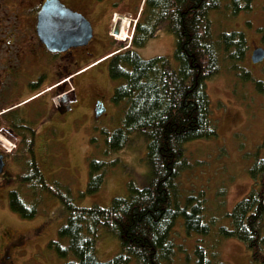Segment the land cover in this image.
I'll return each instance as SVG.
<instances>
[{
	"label": "trees",
	"instance_id": "1",
	"mask_svg": "<svg viewBox=\"0 0 264 264\" xmlns=\"http://www.w3.org/2000/svg\"><path fill=\"white\" fill-rule=\"evenodd\" d=\"M253 1L143 0L130 43L107 58L115 83L110 99L122 115L114 129L104 132L102 155L122 150L133 134L143 135L147 183L138 187L128 181L126 194L113 197L108 206H82L75 198L101 190L109 165L115 167L118 160L89 157L86 186L75 194L50 183L34 159L35 130L14 109L8 126L21 140L15 156L21 167L8 206L32 219L44 209L43 195L58 200L63 222L46 247L63 264H223L218 245L228 238L243 243L254 264H264V156L256 155L249 166V193L229 211L218 202L212 213L202 190L185 191L178 182L190 166L186 144L217 137L206 81L221 69L248 77L241 73L248 50L245 34L220 21L248 13ZM161 29L174 36L172 58L141 57L138 50ZM177 226L184 232L180 243L173 237ZM99 229L114 235L120 247L105 261L96 256Z\"/></svg>",
	"mask_w": 264,
	"mask_h": 264
},
{
	"label": "rangeland",
	"instance_id": "2",
	"mask_svg": "<svg viewBox=\"0 0 264 264\" xmlns=\"http://www.w3.org/2000/svg\"><path fill=\"white\" fill-rule=\"evenodd\" d=\"M63 1L91 23L93 36L90 43L74 49L72 56L62 59L53 57L43 46L35 50L25 47L15 49L13 56L19 58L14 60V81L23 84L29 80L32 84L39 75H42V79L33 89L14 90L11 98L14 104L31 97L41 98L38 105L35 103L38 99H35L33 103L23 104L18 109L28 126L35 127L36 160L48 182L69 187L75 194L86 186L89 157L118 160L115 167L109 165V173L101 190L82 199L75 198L76 204L82 206H108L113 197L126 194L128 181L133 180L138 187L147 183L148 168L143 159L146 140L143 135L133 134L122 150L102 155L104 132L114 129L122 115L111 102L115 83L108 75L107 61L102 60L113 51L128 46L142 0ZM114 13L117 17H128L130 22L128 38L122 41L112 35L119 24V21H112ZM218 17L213 14L215 22H219ZM15 18L13 24L20 25L22 17H18V20ZM220 23L227 29L236 28L244 32L248 50L241 73L247 72L248 77L221 69L206 81L211 115L217 121V137L188 142L186 151L190 166L178 176L179 185L185 191L202 190L211 212L218 202L224 204L225 211H229L249 193L252 180L248 168L256 155L264 156V59L257 63L251 60L254 49L264 48L261 41L264 35V0L253 1L248 13H239ZM30 40L34 42L35 39ZM174 48V36L161 29L138 51L143 58H172ZM36 54L38 59L35 58ZM24 57L29 59L25 60ZM69 74L71 78L64 79ZM29 87L27 84L26 88ZM62 92L66 93L65 96H60ZM65 97L67 102H71V108L64 114L56 113ZM41 101L44 102L46 115L44 118L40 116L42 120L39 122L38 116L32 115L42 108ZM98 101L104 104L105 111L95 116ZM33 106H37L36 111ZM4 109L5 106L0 108L1 112ZM92 136L96 138L94 145L90 143ZM0 140L1 151L9 152L2 145L5 141L13 150L15 139L1 129ZM10 173L8 179L0 181V255L2 247L14 242L18 247L10 250L11 264H63L64 260L46 247L48 241L56 238L58 227L63 222L58 200H48L49 197L43 195L44 209H40L32 219L21 218L8 206V192L14 188L16 172ZM183 235V230L177 226L173 233L176 243H180ZM119 249L117 238L99 229L96 245L98 259L108 260ZM218 253L223 264H254L246 246L233 238L222 239Z\"/></svg>",
	"mask_w": 264,
	"mask_h": 264
},
{
	"label": "flooded vegetation",
	"instance_id": "3",
	"mask_svg": "<svg viewBox=\"0 0 264 264\" xmlns=\"http://www.w3.org/2000/svg\"><path fill=\"white\" fill-rule=\"evenodd\" d=\"M49 0H0V108L5 106V109L1 112L0 110V129L9 134V136L15 139V147L10 153H6L0 150V155L3 156V168L0 174V181L8 179L7 176H11L10 172H19L20 164L16 161L15 156L17 154V144L21 142L20 138L17 136V133L13 131L9 125L12 122V112L14 109H18L19 106L29 103H33L35 99H38L39 96L33 97L32 100L25 99L16 104L13 103L14 99L11 98L14 90L20 91V89H33L36 84L42 79V75H39L35 82L32 84L29 83L31 81L26 80V83L20 84L17 80L14 81V60L19 57H14V50L17 48L25 47L31 48L32 50L41 49L40 46H43L46 50L43 43L39 40L38 35L36 33V22H37V14L40 11L41 7ZM65 6L71 8L69 5L64 3L63 0H59ZM72 10H75L71 8ZM16 17V18H15ZM18 17H22V23L20 25H15V20H18ZM25 38V39H24ZM35 39L32 42L30 39ZM22 39V40H21ZM29 39V40H27ZM81 47H70L64 52L51 53L53 57L58 58H66L68 56H72L73 50ZM39 54V53H38ZM39 56V55H38ZM38 59L37 54L35 56ZM23 59H29L28 57H24ZM34 63V62H33ZM19 71V70H17ZM16 71V72H17ZM29 84V88L27 87ZM31 84V85H30ZM16 91V92H18ZM64 93V92H62ZM66 94V93H65ZM38 99L35 103L39 102ZM101 102H97L96 105H99V109H102ZM39 110L36 111V107L33 106V110L36 112L33 113L32 117L38 116L39 122H41L40 116L45 117L46 113L44 110V106H42V101L40 103ZM61 108L56 110V113L60 112L61 114L66 113L71 108V102L66 101V97L64 102L62 103ZM45 114V115H44ZM7 115V116H6ZM44 122V121H43ZM44 124V123H43ZM33 128V127H32ZM35 145L37 141L36 132H34ZM1 141V140H0ZM8 142H4L5 148L10 149V144ZM8 146V147H7ZM29 156V155H28ZM34 159L37 165L40 168L38 161L36 160L35 155V147H34ZM18 245L14 242L6 244L5 247H2V254L0 255V264H11V255L10 250L15 249ZM7 252V253H6Z\"/></svg>",
	"mask_w": 264,
	"mask_h": 264
},
{
	"label": "water",
	"instance_id": "4",
	"mask_svg": "<svg viewBox=\"0 0 264 264\" xmlns=\"http://www.w3.org/2000/svg\"><path fill=\"white\" fill-rule=\"evenodd\" d=\"M37 35L50 52L66 51L70 47L86 45L92 38V27L81 14L65 7L59 0H49L40 9L36 23ZM114 33H118L115 28ZM264 58V50L252 51L253 63ZM102 110L96 112L101 114ZM3 156L0 155V174L3 168Z\"/></svg>",
	"mask_w": 264,
	"mask_h": 264
},
{
	"label": "bare ground",
	"instance_id": "5",
	"mask_svg": "<svg viewBox=\"0 0 264 264\" xmlns=\"http://www.w3.org/2000/svg\"><path fill=\"white\" fill-rule=\"evenodd\" d=\"M116 19H115V21H119L118 33L114 34V36H115L116 39L122 41V40H124L127 37V34H128L127 30H128V26H129V20H128V17H125V16L117 17V15H116ZM3 145H4V143H3ZM7 150H8V148H7Z\"/></svg>",
	"mask_w": 264,
	"mask_h": 264
}]
</instances>
